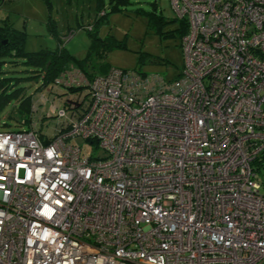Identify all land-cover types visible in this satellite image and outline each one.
<instances>
[{"label":"built area","instance_id":"1","mask_svg":"<svg viewBox=\"0 0 264 264\" xmlns=\"http://www.w3.org/2000/svg\"><path fill=\"white\" fill-rule=\"evenodd\" d=\"M167 1L176 80L66 72L50 135L0 131V264H264V0Z\"/></svg>","mask_w":264,"mask_h":264},{"label":"rangeland","instance_id":"2","mask_svg":"<svg viewBox=\"0 0 264 264\" xmlns=\"http://www.w3.org/2000/svg\"><path fill=\"white\" fill-rule=\"evenodd\" d=\"M48 1L49 4L46 0L0 2V26L9 24L19 32H23L25 52L54 49L60 44L73 58L84 60L92 41L86 29L91 26L97 37L104 39L106 36H111L118 42H123L124 48H113L106 53H102V50L92 53L89 59L82 63V68L88 74L101 76L107 69L137 70L171 81L182 69L180 39L177 36L166 35L177 29L174 12L167 0H129L130 5L120 6V11L117 12H110L109 0ZM140 11H154L163 17L166 25L161 29L150 26L146 18L138 13ZM10 60L13 58L6 59L5 63L0 65L3 74L18 78H26L30 75L29 72L24 71V66L21 64L14 66ZM21 86L25 94L36 101L34 105L39 110L37 112L44 114L45 125H49L43 127L42 132L50 135L53 121L46 117L47 109L52 103L58 106L60 101L75 95L69 93L62 95L67 91L61 85L54 87V92L58 95L50 94L48 89L38 90L41 87L40 80H23ZM8 110L7 107L0 115L1 124L4 123ZM15 130L13 122L9 127H0V131ZM76 143L87 156L100 158L106 156L103 151L94 149V146L87 142ZM253 168L257 169L256 181L262 185L264 192V166L257 162Z\"/></svg>","mask_w":264,"mask_h":264},{"label":"trees","instance_id":"3","mask_svg":"<svg viewBox=\"0 0 264 264\" xmlns=\"http://www.w3.org/2000/svg\"><path fill=\"white\" fill-rule=\"evenodd\" d=\"M46 3L49 4V1L46 0ZM109 4L110 12H117L120 11V6L130 5V1L109 0ZM110 12H108V14ZM138 13L146 18L147 23L150 26L161 29L162 26L166 25L163 17L157 15L154 11H140ZM104 15H107V13H104ZM175 22L177 23V29L166 35L177 36L181 39L187 31L186 22L184 20H177L176 18ZM86 31L92 39L90 49L84 60H76L66 52L60 44L54 49L25 52L23 49L25 42L23 32H19L9 24H3L0 26V43L4 40L8 41L7 46L0 49V65L5 63L6 59L13 58V60H10L12 65L15 66L21 64L24 66V71L30 73L26 78H18L13 75H5L6 73L3 74L0 68V115L7 107L9 108L4 123H0V127H9L10 123L13 122L16 128L15 131L34 129L39 133L42 132V126L39 124L44 120V114L37 112L39 110L34 105L36 101L33 97L25 94L24 88L21 86V81L27 79L33 81L40 80L41 87L38 90L48 89L50 94L58 95L54 92V87L57 80H59L66 72L74 70L83 74L89 81L96 77L92 74L86 73L84 68H82V63L88 60L92 53L94 54V52H97L98 50H102V53H106L113 48H124L123 42H118L111 36H106L104 39L97 37L91 26H88ZM110 70L112 69H107L104 75ZM178 76L179 75L177 74L173 80H176ZM65 89L67 92L62 95L69 93L77 96L83 92L82 88L65 87ZM60 102L62 104L63 100ZM64 102L67 103V101ZM34 123H37L36 126L38 129H36V126H32ZM47 142L48 140L44 141V143Z\"/></svg>","mask_w":264,"mask_h":264},{"label":"water","instance_id":"4","mask_svg":"<svg viewBox=\"0 0 264 264\" xmlns=\"http://www.w3.org/2000/svg\"><path fill=\"white\" fill-rule=\"evenodd\" d=\"M2 1H4V0H0V2H2ZM7 40H4V41H2L1 43H0V49L2 48V47H6L7 46Z\"/></svg>","mask_w":264,"mask_h":264}]
</instances>
